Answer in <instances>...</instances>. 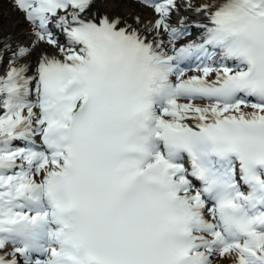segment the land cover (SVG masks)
Instances as JSON below:
<instances>
[{
    "label": "snow or ice",
    "instance_id": "1",
    "mask_svg": "<svg viewBox=\"0 0 264 264\" xmlns=\"http://www.w3.org/2000/svg\"><path fill=\"white\" fill-rule=\"evenodd\" d=\"M10 2L0 264H264V0Z\"/></svg>",
    "mask_w": 264,
    "mask_h": 264
},
{
    "label": "bare ground",
    "instance_id": "2",
    "mask_svg": "<svg viewBox=\"0 0 264 264\" xmlns=\"http://www.w3.org/2000/svg\"><path fill=\"white\" fill-rule=\"evenodd\" d=\"M115 0H97V7L100 8L101 12L107 11L108 13H116L121 16H128L129 21L131 22V14H138L142 20L147 21L149 19H154L153 13L150 12L147 8L139 6L138 4L131 2L130 0H123L120 6L117 8L114 6ZM179 5L178 10L174 11L171 16V22L174 26H179L181 18H184L185 23L190 26V23L193 22L200 14L194 11L192 8H187L188 3H192L194 6H198L201 3H214L215 0H176ZM0 27H2L5 34L11 35L14 39L21 40L24 43H27L31 39L29 35L30 26L22 18V14L18 13L15 8H13L10 0H0ZM54 35L60 39L59 33L53 30ZM189 33H191V27H189ZM63 43V42H62ZM39 55V51L33 55L31 70L29 75L35 73L36 70V61ZM10 58V53H6L4 56V65L1 69L5 73L8 67L6 63ZM205 102H199L203 104ZM213 264H233V258L224 257L221 258L217 256Z\"/></svg>",
    "mask_w": 264,
    "mask_h": 264
}]
</instances>
